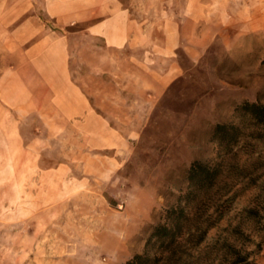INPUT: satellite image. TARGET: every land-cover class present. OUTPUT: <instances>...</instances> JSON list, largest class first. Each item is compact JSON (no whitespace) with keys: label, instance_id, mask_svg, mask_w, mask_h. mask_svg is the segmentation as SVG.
Listing matches in <instances>:
<instances>
[{"label":"rangeland","instance_id":"1","mask_svg":"<svg viewBox=\"0 0 264 264\" xmlns=\"http://www.w3.org/2000/svg\"><path fill=\"white\" fill-rule=\"evenodd\" d=\"M0 1L9 11L25 0ZM179 55L182 75L132 110L141 123L122 152H72L57 140L19 152L0 140V264H112L116 250L143 253L178 206L193 220L174 262L264 264V127L236 111L264 104V30L229 29L196 62ZM224 123L241 129L232 150L212 138ZM197 161L221 170L206 192L187 180Z\"/></svg>","mask_w":264,"mask_h":264},{"label":"crops","instance_id":"2","mask_svg":"<svg viewBox=\"0 0 264 264\" xmlns=\"http://www.w3.org/2000/svg\"><path fill=\"white\" fill-rule=\"evenodd\" d=\"M229 29L263 31L264 0L0 1V140L122 152L141 123L132 110L182 75L180 51L196 62Z\"/></svg>","mask_w":264,"mask_h":264},{"label":"trees","instance_id":"3","mask_svg":"<svg viewBox=\"0 0 264 264\" xmlns=\"http://www.w3.org/2000/svg\"><path fill=\"white\" fill-rule=\"evenodd\" d=\"M236 111L254 126L264 127L263 103L247 101L238 106ZM240 137L241 129L234 123L217 124L212 133L213 140L229 150L238 144ZM220 175L221 170L217 166L197 161L189 167L187 180L194 192H206L216 186ZM192 220L181 206L169 209L163 222L153 228L144 252L135 254L123 264H178L174 262L176 250L189 231Z\"/></svg>","mask_w":264,"mask_h":264}]
</instances>
